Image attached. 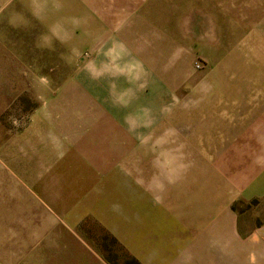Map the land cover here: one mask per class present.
I'll list each match as a JSON object with an SVG mask.
<instances>
[{
  "label": "crops",
  "instance_id": "0c3cea01",
  "mask_svg": "<svg viewBox=\"0 0 264 264\" xmlns=\"http://www.w3.org/2000/svg\"><path fill=\"white\" fill-rule=\"evenodd\" d=\"M186 1L0 0V93L6 90L7 77L15 88L16 64L31 46L37 26L44 30V41L45 32H50L74 56L86 46L99 45L106 50L99 51L104 54L97 57L100 61H127L132 58L126 46L140 43L133 39L141 36L144 22L197 14L198 0ZM254 3L253 7L264 5V1ZM256 23L254 30H264V19ZM162 37L167 38L164 32ZM252 41L264 45L261 35ZM260 51L243 50L252 57L261 56ZM126 66L118 68L116 75L128 74ZM261 67L249 69L254 72L247 76L254 78L238 80L237 85L193 84L184 92L180 85L140 90L143 96L154 94L152 101L146 99L150 96L142 97L141 115L135 116L133 110L126 116L108 117L100 102L92 123L98 132L81 135L82 126L63 125L61 133L70 148L62 150V159L54 160L47 146L40 153L45 171L39 173L44 174L46 186L45 192L36 193L67 225L84 214L92 215L142 264H198L200 260L244 264L246 223L231 206L255 202L264 221ZM17 102L4 94L2 100L0 95V116L3 110L20 111ZM43 110L49 112L48 105ZM10 150L3 145L0 155ZM259 231L255 236L263 235L264 230Z\"/></svg>",
  "mask_w": 264,
  "mask_h": 264
},
{
  "label": "rangeland",
  "instance_id": "374dc122",
  "mask_svg": "<svg viewBox=\"0 0 264 264\" xmlns=\"http://www.w3.org/2000/svg\"><path fill=\"white\" fill-rule=\"evenodd\" d=\"M254 5V0H198L197 14L179 13L175 20H163L161 16L149 19L140 30L141 36L133 39L141 45L126 46L131 54L128 57L132 58L127 61H100L97 57L104 54L99 51L106 50L99 45L86 46L74 56L62 39L50 32H45L44 41V30L37 26L31 46L23 48L22 59L16 64L15 88L7 77L6 90L0 93L2 100L4 94L7 99L17 98L21 105L20 111L16 109L13 113L7 109L0 116V150L3 145L12 149L0 155V262L142 264L92 215L84 214L67 225L37 194L45 192L46 186L44 174L39 173L45 171V158L40 153L47 146L53 151L54 160L62 159V150L70 148L61 133L65 125L82 126L81 135L98 132L92 123L95 112L100 111V102L107 108L101 111L108 117L126 116L133 110L136 116L142 112L139 109L142 97L150 96L146 99L152 101L154 96L153 93L143 96L140 90L153 92L158 86L180 85L184 92L193 84L237 85L238 80L253 79L247 76L254 72L249 69L256 64L264 68V45L249 43L255 36L264 38V30L252 28L264 19V5ZM162 32L167 38L162 37ZM248 48L256 51L261 48V56L247 55L252 50L249 53L243 50L248 52ZM125 64L128 74L116 75ZM257 75L260 79V74ZM39 77H44L47 83ZM46 105L47 113L43 110ZM35 121L38 124L34 125ZM15 135L21 137L17 146ZM258 207L255 202L243 201L231 206L246 223L244 264H264V233L255 236L264 230ZM30 233L34 237L29 238ZM199 263L211 264L207 260Z\"/></svg>",
  "mask_w": 264,
  "mask_h": 264
}]
</instances>
